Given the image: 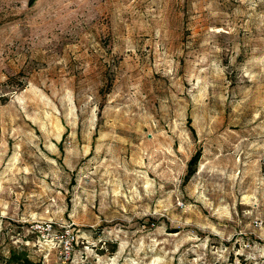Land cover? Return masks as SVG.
<instances>
[{
  "label": "rangeland",
  "instance_id": "374dc122",
  "mask_svg": "<svg viewBox=\"0 0 264 264\" xmlns=\"http://www.w3.org/2000/svg\"><path fill=\"white\" fill-rule=\"evenodd\" d=\"M11 249L264 264V0H0Z\"/></svg>",
  "mask_w": 264,
  "mask_h": 264
},
{
  "label": "trees",
  "instance_id": "16d2710c",
  "mask_svg": "<svg viewBox=\"0 0 264 264\" xmlns=\"http://www.w3.org/2000/svg\"><path fill=\"white\" fill-rule=\"evenodd\" d=\"M35 1V0H32ZM200 153H196L192 156V158L188 161V177L190 174H192L195 171V166L199 160ZM5 262H11V263H22V264H31L29 259L20 252H16L14 250H9V255L4 259Z\"/></svg>",
  "mask_w": 264,
  "mask_h": 264
}]
</instances>
